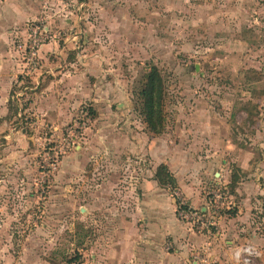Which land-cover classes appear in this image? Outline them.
Returning a JSON list of instances; mask_svg holds the SVG:
<instances>
[{
	"label": "rangeland",
	"instance_id": "374dc122",
	"mask_svg": "<svg viewBox=\"0 0 264 264\" xmlns=\"http://www.w3.org/2000/svg\"><path fill=\"white\" fill-rule=\"evenodd\" d=\"M54 3L27 23L19 53L0 57V264H140L130 253L142 224L132 196L161 165L149 172L144 145L165 138L181 156L193 137L184 123L197 110L224 119L220 138L233 145L224 158L234 178L264 186V0ZM34 20L41 39L52 36L38 46ZM46 44L56 50L43 51ZM152 65L165 83L161 134L149 131L137 107ZM7 78L12 87L2 98ZM215 168L203 185L206 211L195 209L204 215L176 211L208 238L218 229L207 203L214 215L232 211L235 189L218 183ZM174 178V187L163 188L189 204ZM260 229L258 242L246 241L262 251L254 264H264Z\"/></svg>",
	"mask_w": 264,
	"mask_h": 264
},
{
	"label": "crops",
	"instance_id": "0c3cea01",
	"mask_svg": "<svg viewBox=\"0 0 264 264\" xmlns=\"http://www.w3.org/2000/svg\"><path fill=\"white\" fill-rule=\"evenodd\" d=\"M46 2L55 4V0H0V57L19 53L27 23L35 19ZM52 45L46 44L42 50H56ZM12 63L16 70L18 61L13 60ZM1 86L5 92L2 98H7L12 82L7 78ZM202 111L203 109L191 112L188 115L189 122L184 123L185 133H190L193 137H189L185 142V150H182L181 156L173 154V147L169 146L165 138L161 139L160 143L144 145L143 150L153 161L154 166L149 172L153 173L160 164L168 165L189 204L195 209L201 206L202 211H206L202 206L206 203L202 194L203 185H206L211 167L214 166L215 169L219 168L214 169L215 175L218 172V183L224 187L230 184L233 175L228 167V158H224V154L233 145L230 140L224 141L220 138L224 136L226 129L221 114ZM205 151L209 152L208 156ZM211 156L214 159L207 160V157ZM180 158L185 161L181 162L182 170L176 172L174 165H179ZM246 166L245 163L240 165L242 172ZM183 172L185 182L182 178ZM136 188L138 190L132 192L134 221L139 217V222H142L141 228L135 225L139 241L133 240L134 243L130 247V253L136 263L238 264L233 259V250L237 244L257 241L263 236L260 227L264 224V216H258L257 213L262 214L264 211V186L248 177H242L233 193H230L232 211L223 209L221 213L214 215V205L212 202L207 203V209L212 216L211 223L218 229L213 238H208L204 230L195 229L191 222H182L177 218L175 197L153 176L143 179ZM258 229L261 232L257 233ZM121 234L125 241L128 233L123 231ZM121 256L119 252L118 261H122L119 259Z\"/></svg>",
	"mask_w": 264,
	"mask_h": 264
},
{
	"label": "trees",
	"instance_id": "16d2710c",
	"mask_svg": "<svg viewBox=\"0 0 264 264\" xmlns=\"http://www.w3.org/2000/svg\"><path fill=\"white\" fill-rule=\"evenodd\" d=\"M138 99L139 103L137 107L147 128L151 133L161 134L165 128V83L157 66L152 65L149 71L143 76L138 91ZM155 178L162 187L168 184L172 187L176 185L174 176L169 172L165 164L157 167ZM238 182L239 179L232 176L229 187L234 189ZM176 202L180 206L181 200L177 197Z\"/></svg>",
	"mask_w": 264,
	"mask_h": 264
},
{
	"label": "built area",
	"instance_id": "2783aa9c",
	"mask_svg": "<svg viewBox=\"0 0 264 264\" xmlns=\"http://www.w3.org/2000/svg\"><path fill=\"white\" fill-rule=\"evenodd\" d=\"M38 21V19H36ZM30 25V24H29ZM31 29V38L33 41L34 46H38L41 43L45 42L47 38H52V36L46 35L44 39L40 38V27L38 25V22H32L31 26L29 27ZM181 200V199H180ZM186 206V209H185ZM181 211H185V218H192L199 220L200 215H204L203 213L200 214L193 208L191 205H189L187 202L183 203L181 201L180 206H179ZM181 213V212H180ZM262 256V251L259 248V246L251 243V242H246L239 244L235 247L233 250V259L236 263L238 264H254V261Z\"/></svg>",
	"mask_w": 264,
	"mask_h": 264
}]
</instances>
